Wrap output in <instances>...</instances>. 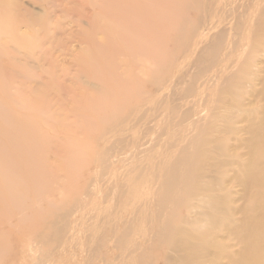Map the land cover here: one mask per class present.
Instances as JSON below:
<instances>
[{
  "label": "rangeland",
  "instance_id": "rangeland-1",
  "mask_svg": "<svg viewBox=\"0 0 264 264\" xmlns=\"http://www.w3.org/2000/svg\"><path fill=\"white\" fill-rule=\"evenodd\" d=\"M236 1L0 0V264L77 263L67 243L83 248L101 227L150 226L176 160L175 172L198 178L199 152L225 137L240 71L264 37V1ZM157 2L156 13L140 9ZM16 4L40 20L11 21ZM185 206L168 221L179 225ZM146 256L157 264V253Z\"/></svg>",
  "mask_w": 264,
  "mask_h": 264
},
{
  "label": "bare ground",
  "instance_id": "bare-ground-1",
  "mask_svg": "<svg viewBox=\"0 0 264 264\" xmlns=\"http://www.w3.org/2000/svg\"><path fill=\"white\" fill-rule=\"evenodd\" d=\"M252 1L237 0L235 3L245 9L250 7ZM2 3L7 4L8 0H2ZM159 8V2L152 4L148 10L140 7L143 13H156ZM132 9L136 11L139 7L134 5ZM15 10L18 15L12 16L11 21H29L31 24L32 21L40 20L17 4ZM259 15L264 20V8ZM154 18L152 30L156 34L157 16ZM239 23L241 21H237V26ZM262 33L264 21L260 23L256 36ZM251 47L259 55L240 71L241 78L237 87L239 100L235 102L237 110L225 115L227 126L221 128L222 131L219 130L225 137L204 143L198 155V178L191 181L186 178L185 170L175 172L176 160L175 166L172 164L169 168L164 182L160 183V188L154 192L151 205L155 207V211L149 227L145 228L146 222L143 227L133 230L128 229L129 226L123 230H117L113 226L109 230L108 227H99L98 232L95 230L96 235L92 232L95 237L90 236L87 246L79 248L72 241L63 247L71 254L69 257L72 260L74 257L80 258L77 263L70 264H97V259L100 260L98 264H115L116 261V264H145L147 251L151 255L157 253V264H264V105L257 110L254 108L259 104L258 98L264 100V37L260 38V43L256 38ZM230 62L231 58L227 66L231 65ZM226 71L228 67L222 73ZM180 76L172 83L173 86L183 83L184 76ZM212 83L213 80L208 91ZM225 95L228 96V93ZM198 114L197 112L192 116V125L197 124L194 121H200ZM238 136L242 139H238ZM191 146L197 148V142ZM240 149H246L240 156L241 162L235 161ZM153 180L156 181L155 178ZM128 192L130 193V189ZM185 193L187 197H183ZM184 202H187L186 206ZM251 203L252 206L248 205ZM177 205H184L188 212L179 225H173L168 221L166 213L173 212ZM108 207L110 206L107 209ZM135 207V210L140 208L139 204H135ZM143 208H149L147 201L143 203ZM73 239L75 238H71ZM30 249L31 253L35 251L31 244Z\"/></svg>",
  "mask_w": 264,
  "mask_h": 264
}]
</instances>
